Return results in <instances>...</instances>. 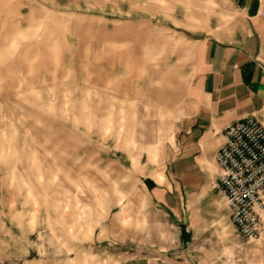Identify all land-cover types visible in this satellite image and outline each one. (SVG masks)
<instances>
[{
	"label": "rangeland",
	"instance_id": "374dc122",
	"mask_svg": "<svg viewBox=\"0 0 264 264\" xmlns=\"http://www.w3.org/2000/svg\"><path fill=\"white\" fill-rule=\"evenodd\" d=\"M175 5L0 0V264H264L263 239L181 231L144 188L195 59Z\"/></svg>",
	"mask_w": 264,
	"mask_h": 264
},
{
	"label": "crops",
	"instance_id": "0c3cea01",
	"mask_svg": "<svg viewBox=\"0 0 264 264\" xmlns=\"http://www.w3.org/2000/svg\"><path fill=\"white\" fill-rule=\"evenodd\" d=\"M175 4L166 17L195 47V59L172 145L143 184L153 203L166 210L181 231H200L208 221L232 223L227 204L214 188L220 174L215 157L227 129L249 116L264 125V16L259 14L260 0ZM116 30L110 34L125 31Z\"/></svg>",
	"mask_w": 264,
	"mask_h": 264
},
{
	"label": "built area",
	"instance_id": "2783aa9c",
	"mask_svg": "<svg viewBox=\"0 0 264 264\" xmlns=\"http://www.w3.org/2000/svg\"><path fill=\"white\" fill-rule=\"evenodd\" d=\"M259 14L264 16V0ZM216 153L214 188L227 204L241 239H264V125L254 116L231 125Z\"/></svg>",
	"mask_w": 264,
	"mask_h": 264
}]
</instances>
